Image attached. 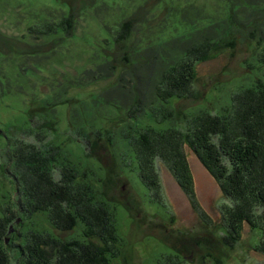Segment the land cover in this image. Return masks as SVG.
Listing matches in <instances>:
<instances>
[{
	"label": "trees",
	"instance_id": "obj_1",
	"mask_svg": "<svg viewBox=\"0 0 264 264\" xmlns=\"http://www.w3.org/2000/svg\"><path fill=\"white\" fill-rule=\"evenodd\" d=\"M217 1L223 5L222 13L219 11L218 15H204L197 8L173 5L178 7L179 21L188 33L180 32L176 24L170 34L151 39L144 35L142 24L146 20L136 21V15L122 20L115 28L106 25L111 38L105 40L114 44L111 54H105L102 57L104 61L95 66L73 74L65 85L66 91L75 89L80 93L72 98L66 95L63 102H56L53 95L48 97L55 107L70 105L71 100L83 96L77 103L92 98L93 103L100 102L96 109L113 105L128 111L127 120L119 124L125 134L133 131L132 135L126 136V140H132V162H137L141 178L147 188L153 189L158 202L162 201L158 173L161 163L193 199V173L187 160L188 150L192 151L231 200V204L221 210L220 231L226 235L224 241L231 238L236 243L246 225L252 230H262L264 78L253 76L254 81L242 82L235 87L226 97L224 113L211 112L205 107L212 95H205L196 84L201 63L224 50L235 51L239 45L255 52L252 56L254 63H248L256 69L252 71L253 75L263 68L264 0ZM39 17L30 28V33L36 38L58 34L73 38L81 19L72 9L60 19L47 18L44 14ZM0 42V51L6 48L7 52L15 53L13 39L0 33ZM25 45L36 47L28 43ZM15 54L19 59L23 57L19 70L26 76L40 69L43 61L50 58L47 53L29 50ZM101 83H105V87L95 90L94 87ZM10 90V82L0 77V98L9 94ZM180 103L198 105L178 108ZM192 109L196 110L193 115L188 113ZM69 118L78 139L86 140L90 146L102 140L100 128L97 131L101 136L94 141L89 137V130L80 132L81 126L75 125L71 115ZM168 120L177 122V125L184 120L185 128L177 125H173L174 128L165 127L163 124ZM50 128L53 129V126ZM136 129L140 130L136 132ZM18 145L8 162L13 178H8L5 173L8 183L17 188L15 205L5 207L1 203V199H7L9 193L5 192L0 197V264H136L137 250L134 243L125 239L119 230L116 214L112 212L115 206L105 209L107 190L105 176H99L100 168L88 166V163L79 168L80 162H76L68 172L63 165L60 146L31 145L26 152L20 143ZM10 147L12 149L13 145ZM90 149H84L86 161L91 158ZM171 162L172 166L168 164ZM86 168L90 171L85 173ZM13 209L17 210L16 214ZM19 213L40 214L46 220V227H55L58 234H53L52 228L51 232L36 228L22 231L23 227L19 231L21 223L16 225L17 217H21ZM28 217L32 219V216ZM81 228L79 236H60L61 232L81 231ZM178 244H181L180 241L168 246L177 254H182L180 251H184L185 246L178 248ZM208 256L213 257L212 254ZM177 259H180L179 255H171L168 262H158L179 264ZM209 264H227V259H213Z\"/></svg>",
	"mask_w": 264,
	"mask_h": 264
},
{
	"label": "rangeland",
	"instance_id": "obj_2",
	"mask_svg": "<svg viewBox=\"0 0 264 264\" xmlns=\"http://www.w3.org/2000/svg\"><path fill=\"white\" fill-rule=\"evenodd\" d=\"M174 4L197 8L204 15H218L219 11L222 13L223 7L217 0H0V33L13 39L15 53L29 50L50 56L49 60L43 61L40 69L26 76L19 70L22 56L19 59L15 53L7 52L6 48L0 51V77L11 84L9 94L0 98V136L3 138L0 140V152L3 154L0 167L5 171H0V197L5 192L9 193L4 199L6 201L1 199V203L5 207L15 205L14 200L17 198V188L8 183L5 173L8 178H13L8 170V162L9 156L17 150L18 143L26 152H29L28 147L31 145H56L62 149L63 165L68 172L76 162H80L79 168L87 163L88 166L100 168L99 176H105L104 186L107 190L108 203L105 209L115 206L112 212L116 214L118 228L137 250L136 264H159L158 260L168 262L171 255H179V264H209L210 260L217 258L227 259V264H264V218L260 222L262 230H252L246 225L236 243L231 238L224 241L226 235L220 231L221 210L231 204V200L224 195L219 183L192 151L188 150L187 160L193 173V199L179 186L166 165L161 163L158 173L162 201L158 202L153 189L147 188L141 178L137 162H132V140H126V136L132 135L133 131L125 134L119 124L127 120L128 111L113 105L96 109L100 102L93 103L92 98L77 103L84 98L82 95L78 100H71L70 105L55 107L48 97L53 95L56 102H63L66 95L72 98L80 93V90L75 89L66 91L65 85L73 74L95 66L104 61L102 57L105 54H111L110 49H114V44L105 40L111 38L106 25L115 28L122 20L136 15V21L146 20L142 24L144 35L151 39L170 34L172 26L176 24L180 32L188 33L179 21L178 17L181 16ZM70 9L81 16L73 38H68L66 34L36 38L30 33V28L38 22L39 16L44 14L47 18L52 16L51 19H60ZM164 24L167 29H164ZM26 43L36 47L28 48ZM254 53L250 48L239 45L235 51L224 50L200 64L196 86L205 95H212L209 98L211 101L205 103L208 110L224 113L226 97L235 87L242 82L250 83L255 77L264 78V66L255 75L252 71L256 69L248 66L249 62L254 63ZM104 87L105 83H101L94 89ZM191 104L180 103L178 108ZM195 112L192 109L188 113L193 115ZM70 115L75 125L81 126L80 132L89 130V137L94 141L101 136L97 131L100 128L102 140L90 146L86 140L78 139L75 135L77 131L73 132L70 125ZM179 123L177 125V122L168 120L163 125L185 128L184 120ZM101 127L107 131L104 132ZM90 147L91 158L86 161L84 149ZM92 158L96 160L91 161ZM168 164L172 166V162ZM10 171L13 172V168ZM87 171L90 169L86 168L85 173ZM13 212L16 214L17 210L13 209ZM19 214L21 217L16 220V225L21 223L19 231L23 227L22 231L36 228L51 232L52 227H46V220L40 214ZM28 216H32V219ZM52 230L53 234H58L55 227ZM81 232L82 228L81 231L61 232L60 236H79ZM179 241L181 244L177 245L178 248H187L180 251L182 254H177L169 247ZM207 254L213 257L209 258Z\"/></svg>",
	"mask_w": 264,
	"mask_h": 264
}]
</instances>
